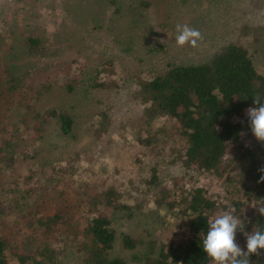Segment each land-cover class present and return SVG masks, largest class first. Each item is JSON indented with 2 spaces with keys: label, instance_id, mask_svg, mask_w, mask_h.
<instances>
[{
  "label": "rangeland",
  "instance_id": "1",
  "mask_svg": "<svg viewBox=\"0 0 264 264\" xmlns=\"http://www.w3.org/2000/svg\"><path fill=\"white\" fill-rule=\"evenodd\" d=\"M177 24L200 31L203 38L197 46H177ZM31 31L46 33L50 39L49 46L36 57L21 51ZM2 37L0 51L3 44L21 51L15 73L26 71L21 75L26 85L27 77L36 74L51 83L39 90L35 103L25 100L23 105L15 99L7 107L0 96V231L8 241V264H17L19 253H34L43 264H91L90 247L78 253L57 234L48 238L51 229L35 223L33 208L38 203L45 213L52 214L64 199L75 200L76 183L84 185L88 179L107 175L126 190L131 212L112 214L117 236L109 257L139 264L134 257L145 251L149 242L159 246L169 239L184 238L188 233L184 221L165 204L157 206L150 199L156 190L147 187L153 170L160 185L167 187L185 174L180 159L183 141L168 117L152 123L164 141L165 157L154 159L140 145L148 131L139 85L169 64L204 61L232 42L246 48L257 72L264 76V0H0ZM13 71L11 62L4 59L0 83ZM97 73L109 87H89ZM67 84L75 88L68 90ZM26 105L30 112L49 108L68 111L74 119L71 133L61 134L55 120L26 125L21 121ZM100 110L108 120L105 130L96 134L93 126ZM39 127L42 134L36 147L28 146L26 140L33 143ZM24 153L36 156L25 161ZM32 164L38 181L29 185ZM59 170L70 174L63 177ZM199 178L200 184L210 189L211 198L224 200L232 191L225 176ZM229 209L233 208L217 215ZM68 211L71 221L78 218L73 209L68 207ZM123 234L143 244L127 249L121 241Z\"/></svg>",
  "mask_w": 264,
  "mask_h": 264
},
{
  "label": "trees",
  "instance_id": "2",
  "mask_svg": "<svg viewBox=\"0 0 264 264\" xmlns=\"http://www.w3.org/2000/svg\"><path fill=\"white\" fill-rule=\"evenodd\" d=\"M141 5L147 6V3L141 2ZM0 39L4 40L3 37ZM49 44L50 39L46 33L34 34L31 31L21 51L36 57ZM3 45L0 67L6 59L11 62L14 71L6 75L8 80L0 83V96L7 107L15 99L23 105L25 100L35 103L39 90L45 85L48 88L51 83L42 77L46 80L43 82L39 74H36L27 77L26 85L21 76L26 71L15 73V69L19 70L16 66L21 51L18 52L8 44ZM49 75L47 73L46 77ZM92 79L90 88L109 87L108 82L100 78L98 73ZM67 88L72 90L75 86L67 84ZM28 92H31L30 96ZM138 98L144 107V124L148 131L140 145L149 156L164 158L166 155L164 141L154 131L152 124L158 118L173 119L180 140L183 141L180 159L185 174L175 178L172 186L167 187L160 185L156 170H153L147 187L148 190H156L150 199L157 206L165 204L177 212L188 233L184 238L169 239L159 246L149 242L148 248L134 258L139 264H213V260L203 251L202 238L207 234L209 220L230 207L235 209L234 215L243 218L241 228L238 226L236 230L235 241L246 252V234L264 232V215L258 211V208L264 207V180H261V176H264V141L257 140L252 133L245 112L249 107L259 106L254 103L255 98L264 103V76L257 72L246 48L232 42L204 61L169 64L166 70L151 80L140 83ZM97 115L93 128L99 134L105 130L108 115L102 110ZM37 120L44 123L55 120L63 135L70 134L74 125V119L68 111L49 108L44 112H30L27 106L21 121L29 125ZM38 130V136L32 138L33 143L26 140L28 146L36 147L35 141L42 134L41 127ZM35 156L24 153L23 158L27 161ZM34 165L27 180L29 185L38 181ZM59 172L63 177L70 174L62 170ZM200 175L209 179L225 176L232 190L225 194V201L209 196L210 189L200 184ZM121 186L110 175L88 179L84 185L76 183L73 202L64 199L66 203L52 214L45 213L43 206L35 203L33 219L39 227L51 229L48 238L57 234L64 243L73 244L78 253L82 248L90 247L91 257L88 260L91 264H127L119 257L108 255L117 236L112 214L118 211L131 214L130 205L126 201L127 192ZM68 207L78 216L76 220L68 218ZM80 212L82 215H79ZM65 232L66 236L63 235ZM121 241L127 249H135L143 244L140 239L127 234L121 236ZM8 249V241L0 231V264L9 263ZM246 258L249 264H264V249H258V253ZM17 264H43V259L34 253H19Z\"/></svg>",
  "mask_w": 264,
  "mask_h": 264
},
{
  "label": "clouds",
  "instance_id": "3",
  "mask_svg": "<svg viewBox=\"0 0 264 264\" xmlns=\"http://www.w3.org/2000/svg\"><path fill=\"white\" fill-rule=\"evenodd\" d=\"M176 33V44L180 47L186 44L195 47L203 38L198 29L187 24H177ZM254 103L259 106L246 110L251 131L257 140L264 141V103L259 98H255ZM261 180H264V176H261ZM258 211L264 215V207L258 208ZM233 213L235 209H229L209 220L207 234L202 238L203 251L214 264H249L246 257L258 253V249H264V232L261 231L246 234L247 251L241 249L235 241L236 230L238 226L241 228V221Z\"/></svg>",
  "mask_w": 264,
  "mask_h": 264
}]
</instances>
